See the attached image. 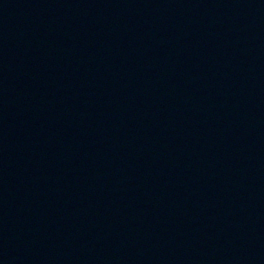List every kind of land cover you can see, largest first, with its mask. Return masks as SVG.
<instances>
[{"label": "water", "instance_id": "1", "mask_svg": "<svg viewBox=\"0 0 264 264\" xmlns=\"http://www.w3.org/2000/svg\"><path fill=\"white\" fill-rule=\"evenodd\" d=\"M0 264H264V0H0Z\"/></svg>", "mask_w": 264, "mask_h": 264}]
</instances>
